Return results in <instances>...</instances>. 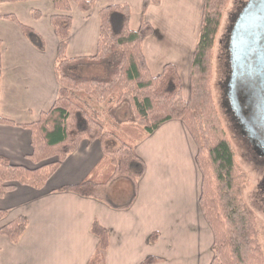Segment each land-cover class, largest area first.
I'll list each match as a JSON object with an SVG mask.
<instances>
[{
    "label": "crops",
    "instance_id": "1",
    "mask_svg": "<svg viewBox=\"0 0 264 264\" xmlns=\"http://www.w3.org/2000/svg\"><path fill=\"white\" fill-rule=\"evenodd\" d=\"M85 1L94 3L87 13L71 5L68 58L94 56L100 11L127 5L131 30L143 22L152 27V35L142 43L149 73L156 77L171 64L184 84L204 0H159L145 11L143 0ZM57 13L51 0L0 4V116L15 124L36 122L57 98L58 39L50 22ZM6 15L16 21L3 18ZM20 25L42 38V50L29 41ZM183 126L180 121H169L136 146L135 153L146 168L128 209L124 207L132 196L118 205L110 200L111 195L101 201L54 192L79 184L90 174L102 158L98 142H82L42 190L17 185L0 199V209L8 210L0 228L21 216L28 226L17 244L0 235V264H88L98 246V238L91 233L95 220L109 234L105 264H140L148 258L162 260L155 264H210L214 238L199 206L201 174ZM31 153L29 130L0 125V156L12 165L32 169L27 159ZM103 191L101 195L109 194L108 186Z\"/></svg>",
    "mask_w": 264,
    "mask_h": 264
},
{
    "label": "trees",
    "instance_id": "2",
    "mask_svg": "<svg viewBox=\"0 0 264 264\" xmlns=\"http://www.w3.org/2000/svg\"><path fill=\"white\" fill-rule=\"evenodd\" d=\"M28 1L35 0H0V4ZM51 1L58 12L50 18L58 39L54 64L58 95L50 110L42 113L36 122L15 124L0 116V125L19 126L30 131L32 153L27 159L38 165L34 169L15 166L0 156V199L17 185L42 190L62 163L86 141L89 145L100 144L101 160L82 182L54 192L104 201L106 199L101 195L104 188L118 179H126L133 186L132 198L124 207L128 209L146 168L135 153L136 146L163 124L180 121L197 146L195 161L202 176L199 206L214 238L210 264H264V254L257 239V220L242 194L241 183L245 175L219 125L208 88L213 43L227 0L203 2L187 101L182 98L180 77L173 65H165L156 77L149 73L142 43L152 35V27L143 22L137 30H131L127 5L108 6L100 11L94 56L68 58L71 5L87 13L94 3ZM158 4L159 0H143V10ZM3 18L16 21L12 15ZM20 27L34 46L44 48L42 38L34 30ZM1 44L0 41V78ZM101 105L104 106L102 110ZM91 109L101 117L97 114L93 117ZM121 112L124 120L119 119ZM7 215L8 210L0 209V221ZM27 226V219L21 216L2 226L0 235L17 244ZM91 233L98 238V246L88 264H105L109 234L96 220ZM161 261L148 258L140 264Z\"/></svg>",
    "mask_w": 264,
    "mask_h": 264
},
{
    "label": "flooded vegetation",
    "instance_id": "3",
    "mask_svg": "<svg viewBox=\"0 0 264 264\" xmlns=\"http://www.w3.org/2000/svg\"><path fill=\"white\" fill-rule=\"evenodd\" d=\"M240 12L233 19L226 36V73L219 84L231 131L242 141L250 171L258 178L256 192L260 198L259 207L264 210V17L256 37L249 36L255 45L244 57L243 72L238 71L235 76L230 46Z\"/></svg>",
    "mask_w": 264,
    "mask_h": 264
},
{
    "label": "rangeland",
    "instance_id": "4",
    "mask_svg": "<svg viewBox=\"0 0 264 264\" xmlns=\"http://www.w3.org/2000/svg\"><path fill=\"white\" fill-rule=\"evenodd\" d=\"M246 1L247 0H227V3L223 9L221 21H220L219 28L217 30V33L214 39L212 53H211L208 88H209V92H210L213 107H214L213 109L217 115L219 125L221 129L224 131L226 138L229 141L234 151L235 159L238 165L241 167L243 172H245L244 173L245 179H243V182L241 183L243 187L242 194H243V198L247 206L249 207V209L253 212V214L256 217L257 226H258L257 239L261 246L262 252L264 254V210L259 207L260 198L256 192V189L258 187V178L252 171H250V168H249L250 166L248 165V160L246 159V156H245V149L242 144V141L237 136V134L231 131L232 127H231L230 119L226 114L225 108L223 107L222 91H221L220 84H219L220 82L223 81V78L226 73V69H225V66H226L225 64L226 63V49H225L226 36L228 35L233 19L238 14V12L241 11V8L243 7ZM180 81H181V87H182V98L185 101H187L189 99V94H190L189 93L190 92V70H189L188 76L184 80V84L182 82L181 77H180ZM103 108L104 106L101 105L100 109L102 110ZM91 112L93 113V117L95 116V114L99 116V114L93 109H91ZM100 113H102L101 115L105 116V112L101 111ZM118 115L121 116L119 118L120 120L125 119L122 116V112ZM101 120H103V118H101ZM188 142L190 144V147H192V150L194 149V153H195L194 158H195L196 153H197V146L195 142L193 141L192 137L190 136V134H188ZM112 146L113 145H111V147ZM36 167H38V165H34L32 169ZM196 168H198L197 165H196ZM199 174H201L200 171H199ZM107 192H109V194L104 195L105 199H107L108 196L110 198V195H111L110 200H112L113 203L118 204V205H123L126 202H128L130 197L133 195V186L126 179H118L108 186Z\"/></svg>",
    "mask_w": 264,
    "mask_h": 264
},
{
    "label": "water",
    "instance_id": "5",
    "mask_svg": "<svg viewBox=\"0 0 264 264\" xmlns=\"http://www.w3.org/2000/svg\"><path fill=\"white\" fill-rule=\"evenodd\" d=\"M264 17V0H248L242 11L238 15V19L232 31V63L235 76L238 71L243 72V60L248 51H252V39L249 36L256 37L263 26Z\"/></svg>",
    "mask_w": 264,
    "mask_h": 264
}]
</instances>
